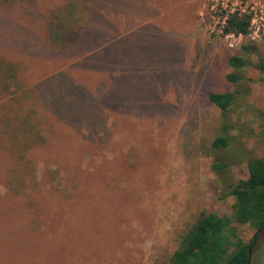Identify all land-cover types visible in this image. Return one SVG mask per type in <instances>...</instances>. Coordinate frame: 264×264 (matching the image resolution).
Segmentation results:
<instances>
[{
  "label": "rangeland",
  "instance_id": "rangeland-1",
  "mask_svg": "<svg viewBox=\"0 0 264 264\" xmlns=\"http://www.w3.org/2000/svg\"><path fill=\"white\" fill-rule=\"evenodd\" d=\"M207 18L206 0H0V264H168L201 212L232 219L222 195L264 160V38ZM231 225L264 264V228Z\"/></svg>",
  "mask_w": 264,
  "mask_h": 264
},
{
  "label": "trees",
  "instance_id": "trees-1",
  "mask_svg": "<svg viewBox=\"0 0 264 264\" xmlns=\"http://www.w3.org/2000/svg\"><path fill=\"white\" fill-rule=\"evenodd\" d=\"M226 31L235 35L246 34V21L231 18ZM228 66L241 68L244 62L235 56L229 57ZM256 70L264 81V62L258 59ZM227 81L234 82L235 76L229 74ZM232 100L231 93H211L208 101L221 112H225ZM264 117V113H259ZM18 136L24 137L26 132L18 127L14 129ZM226 146L223 138L214 139V149ZM213 170L220 171L223 165H212ZM247 177L239 180L226 191L222 198H233L232 219L201 212L181 237L180 243L168 259V264H249L250 244H244L237 236L231 221L235 224H247L259 232L264 228V160L248 159L246 161Z\"/></svg>",
  "mask_w": 264,
  "mask_h": 264
},
{
  "label": "built area",
  "instance_id": "built-area-1",
  "mask_svg": "<svg viewBox=\"0 0 264 264\" xmlns=\"http://www.w3.org/2000/svg\"><path fill=\"white\" fill-rule=\"evenodd\" d=\"M207 27L210 33L224 39L248 37L264 38V0H206ZM246 21V34L226 31L231 18Z\"/></svg>",
  "mask_w": 264,
  "mask_h": 264
}]
</instances>
